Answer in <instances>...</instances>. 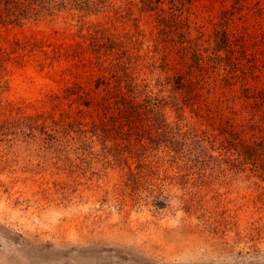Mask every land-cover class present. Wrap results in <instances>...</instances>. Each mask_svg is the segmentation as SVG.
Listing matches in <instances>:
<instances>
[{
  "label": "rangeland",
  "instance_id": "obj_1",
  "mask_svg": "<svg viewBox=\"0 0 264 264\" xmlns=\"http://www.w3.org/2000/svg\"><path fill=\"white\" fill-rule=\"evenodd\" d=\"M0 264H264V0H0Z\"/></svg>",
  "mask_w": 264,
  "mask_h": 264
}]
</instances>
